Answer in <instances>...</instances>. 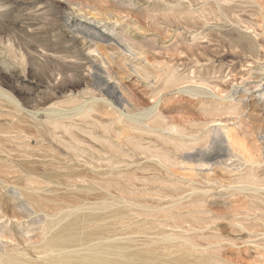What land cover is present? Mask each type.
Returning <instances> with one entry per match:
<instances>
[{
  "label": "rangeland",
  "instance_id": "374dc122",
  "mask_svg": "<svg viewBox=\"0 0 264 264\" xmlns=\"http://www.w3.org/2000/svg\"><path fill=\"white\" fill-rule=\"evenodd\" d=\"M263 74L264 0H0V264H264Z\"/></svg>",
  "mask_w": 264,
  "mask_h": 264
},
{
  "label": "bare ground",
  "instance_id": "6f19581e",
  "mask_svg": "<svg viewBox=\"0 0 264 264\" xmlns=\"http://www.w3.org/2000/svg\"><path fill=\"white\" fill-rule=\"evenodd\" d=\"M221 1H222V0H221ZM115 25H116V24H115ZM243 32H244V31H243ZM249 32H250V31H249ZM260 47H262V45H261ZM246 64H247V63H246ZM243 70H244V69H243ZM263 75H264V74H263ZM263 75H262V76H263ZM240 76H241V75H240ZM232 77H233V76H231V77H229V78H232ZM238 77H239V76H238ZM249 78H250V77H249ZM233 79H234V78H233ZM259 80H260V79H259ZM234 81H235V79H234ZM234 81H232V82H234ZM244 81H246V80H244ZM244 81H243V82H244ZM247 81H248V80H247ZM248 82H249V81H248ZM188 83H189V82H188ZM204 83H205V82H204ZM227 83H228V82H227ZM230 83H231V82H230ZM240 84H241V83H240ZM261 84H262V83H261ZM200 85H201V84H200ZM202 86H203V85H202ZM241 86H242V85H241ZM241 86H240V87H241ZM260 86H261V85H260ZM260 86H254V90H255V91H259V90L261 89ZM192 87H193V86H192ZM233 87H235V86H233ZM188 88H189V87H188ZM201 88H202V87H201ZM201 88H200V89H201ZM195 89H196V88H195ZM251 89H253V88H251ZM251 89L248 90V92H249V94L251 95V97H252L253 99H256V97H257L258 95H255V94L251 93V92H250ZM212 90H213V89H212ZM216 90H217V89H216ZM234 90H235V89H234ZM184 91H185V90H184ZM255 91H254V92H255ZM189 92H190V91H189ZM191 92H192V90H191ZM200 92H201V91H200ZM200 92H199V93H200ZM225 92H226V91H225ZM234 92H235V91H234ZM236 92H238V91H236ZM244 92H246V91H244ZM252 92H253V91H252ZM215 93H216V92H215ZM236 94H237V93H236ZM220 95H221V94H220ZM233 95H234V94H233ZM241 95H242V94H241ZM263 95H264V94H263ZM223 97H224V96H223ZM236 97H237V95H236ZM251 97L249 96V98H251ZM241 98H243V99H242V102L244 101L245 104L248 102V98H247V97H245V96L243 97V96H242ZM238 101H239V100H238ZM240 101H241V100H240ZM249 101H250V100H249ZM242 102H241V103H242ZM235 103H236V102H235ZM247 104H248V103H247ZM225 110H226V109H225ZM221 111H222V110H221ZM224 112H225V111H224ZM218 113H219V112H218ZM225 113H226V112H225ZM229 113H230V112H229ZM215 114H216V113H215ZM221 116H222V115H221ZM233 145H234V144H233ZM232 147H233V146H232ZM237 148H238V147H237ZM239 149H240V148H239ZM239 149H238V150H239ZM238 150H237V151H238ZM240 150H241V149H240ZM238 152H239V151H238ZM102 252H103V251H102ZM103 255L105 256V254H103ZM95 256H96V255H95ZM101 256H102V255H101ZM113 257H114V256H113ZM110 258H111V257H110ZM99 262H100V261H99ZM99 262H98V263H99ZM105 263H106V262H105Z\"/></svg>",
  "mask_w": 264,
  "mask_h": 264
}]
</instances>
